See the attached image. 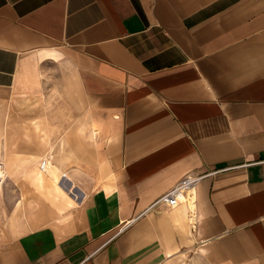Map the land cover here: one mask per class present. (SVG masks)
Segmentation results:
<instances>
[{"label": "crops", "instance_id": "crops-1", "mask_svg": "<svg viewBox=\"0 0 264 264\" xmlns=\"http://www.w3.org/2000/svg\"><path fill=\"white\" fill-rule=\"evenodd\" d=\"M0 107V264H264V0H0Z\"/></svg>", "mask_w": 264, "mask_h": 264}, {"label": "rangeland", "instance_id": "rangeland-1", "mask_svg": "<svg viewBox=\"0 0 264 264\" xmlns=\"http://www.w3.org/2000/svg\"><path fill=\"white\" fill-rule=\"evenodd\" d=\"M4 111H6L5 108ZM4 120H5V116H3V107H0V144L2 143L1 128L3 127ZM0 155L2 156L1 150H0ZM1 167L6 168L5 164L2 161V158H0V172H1ZM6 169L7 172L9 173V169L8 168ZM23 185L25 186V183L23 181H18L11 177H7L6 179L0 177V190L2 189V191H0V229H2L3 226L10 219L11 214L13 212V208L22 202L20 187L22 188ZM20 212L22 214V211Z\"/></svg>", "mask_w": 264, "mask_h": 264}, {"label": "built area", "instance_id": "built-area-1", "mask_svg": "<svg viewBox=\"0 0 264 264\" xmlns=\"http://www.w3.org/2000/svg\"><path fill=\"white\" fill-rule=\"evenodd\" d=\"M49 160L47 158L42 159L40 169L45 170L49 167ZM208 174L203 175H186L177 184L170 188L166 193L157 198L151 203L144 212H148L160 204H164L170 207H174L182 202L187 193L196 188L199 182Z\"/></svg>", "mask_w": 264, "mask_h": 264}, {"label": "bare ground", "instance_id": "bare-ground-1", "mask_svg": "<svg viewBox=\"0 0 264 264\" xmlns=\"http://www.w3.org/2000/svg\"><path fill=\"white\" fill-rule=\"evenodd\" d=\"M191 205V204H190Z\"/></svg>", "mask_w": 264, "mask_h": 264}]
</instances>
